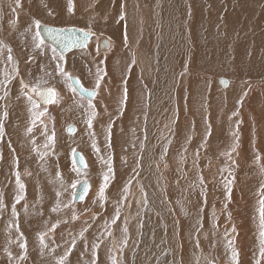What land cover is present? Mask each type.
Returning <instances> with one entry per match:
<instances>
[{
  "label": "rangeland",
  "instance_id": "obj_1",
  "mask_svg": "<svg viewBox=\"0 0 264 264\" xmlns=\"http://www.w3.org/2000/svg\"><path fill=\"white\" fill-rule=\"evenodd\" d=\"M5 1L6 0H0V24L2 23L1 19L3 20L4 24L6 23L5 25H14L15 22H18L19 19V23H16L17 27H9L10 30L13 31V33L19 32L20 26L22 24V21L20 20L22 19V16L28 11L25 8L23 10L17 9V13L15 14L18 15L16 16L11 11L12 7H14L15 5L13 6V4L11 3V5H8L7 8L6 5L8 1ZM112 1L114 0H111V2ZM135 1L136 7L139 8L138 6H142L145 0H141L143 2H141L140 0H134V3ZM151 1L152 0H149V2ZM184 1L187 2L188 16V13H193V8L191 9L190 0ZM122 2L123 1H120V4H122ZM43 4H46L44 0L43 2H41V6L38 8L39 12L41 13L42 11H40V9L45 7L43 11L49 14V10L51 9V7L47 6V4L42 6ZM120 4L119 8L117 10L115 9V11L119 14L118 19H120V14L122 11ZM73 5L76 7L78 4H74L73 2ZM109 5L111 6L105 7L104 11L101 10L100 13H98L97 11L94 13V15L91 17L94 24L106 23V19L110 17L109 15L114 14L112 13L114 12V10H112L114 9L112 7V3H110ZM240 5V0H227L223 8L216 9L215 11L213 10L214 22L216 24L220 23L223 25L224 23L222 18H232V15L229 14V9H236ZM203 6L205 9L210 8L209 10H211V6L208 2H204ZM136 7L135 9H137ZM87 9L89 10L88 3ZM123 11L127 14V11H125L124 8ZM70 13L72 16H75L74 10ZM29 15L31 14L29 13ZM26 19H33V21H28H31L32 27L27 28L28 31L27 29H25L26 31L24 30L22 32L24 35L21 37L24 38L26 35H28V37L33 43L32 38L38 30L35 28V20L33 17L27 16ZM188 19L183 20V25L181 26L179 24L178 26L180 28H177L179 33L183 32L181 28H184L186 41L190 51L193 48V44L191 42L192 23ZM38 20H40L41 23H53L49 20ZM60 23V25L66 24V26L71 25L74 27H80L85 31L89 30L90 28L94 33L97 31L92 26L84 27L81 24L79 25L75 23L63 22ZM149 23L152 24L151 19ZM247 26L248 25L245 23H242L239 26V31L241 34L245 35V29L247 28ZM1 29L3 35H5L6 41L1 39L0 37V45H2V48H5L6 50L7 61H5V54L0 55V61L2 65L9 66V69L5 70L7 74L5 72L3 74H0V92H2V95L0 93V111H2V123L10 122L11 112L13 113V108L18 106L19 104V102L14 99L16 96H12V98L6 99L4 95L6 93L9 94L10 92L22 93L21 81L29 85L28 88L23 89V96H30L29 89L31 88V86L57 87L61 92V96L59 98L60 100L56 99L58 101L56 103L63 104V98L68 97L67 101H65L71 103L73 102L74 104H76L77 109H82L83 117L78 118H81L82 120V122L81 120H79L80 123L72 117L67 118L66 116H70L72 114L76 116L77 114L75 112V108H69L66 109V112L64 111L57 115L56 120L61 123L59 127H20V125H15L19 127H12V125L10 124L9 127H4V135L0 136V199H2L3 201V206L0 207V263L2 262L3 258H7V260L5 259L3 264H58L60 257L65 256V254L68 253L66 256L65 264H92L93 260H95V264H112L113 257L116 260V264H223V261H227L228 264H230V257L224 259L220 253H207L205 255L197 253V256H199V259L201 261L196 263L194 262L196 260L193 261L189 260V258L187 259V257L185 256L187 244L185 241L182 240V238H178L176 240V243H178V251L176 250L175 254L176 256H178V258L175 256L173 257L174 253L171 249V240L170 238H168L169 235L167 236L168 232L166 231L164 224L163 226L158 224L162 215L160 211L158 212V210H156L158 214H160L158 217L156 215V211L154 212L153 210V206L149 207L148 202L150 201V198L148 199L147 195L144 194V190H142V188L139 186V183L141 182L143 176L142 172L144 173L145 171L146 176L151 174L148 168L146 170L145 165L147 164V161H152V164L156 163L157 168L161 170L159 177L162 176L160 177V180H162V186L165 189V191L163 192L164 198L167 197L166 199L170 203V208L167 207V209L169 210V212H172L171 214L175 219L174 221L176 222L175 225L177 227H179V224H186L185 221H181L179 223L180 219H182L181 217H185L188 219L192 216V213H190L189 209L191 205L189 206V203L192 202L194 204L195 200L197 201L198 205L202 204V209L204 212L209 211L210 213H213L210 204L215 201V195L212 193V191L210 193L209 189L216 182H220L221 184H223L224 181L225 183V176L229 177V179H227L226 181H232L231 193L233 195L234 193H237L235 188L241 187L240 184L242 180L244 184L247 183L244 182V180L248 181L247 184H250L249 188H252L253 191L258 193L259 195V198H256L258 202L261 198V186L264 185V130L260 131L259 122L257 120V117H255V113L252 110L253 108L248 105V101L251 97L249 95H252L250 94L251 90L257 91V89L260 88L262 91H264V82H258L256 83V86L253 87L249 81H245L246 83L244 84V86L241 85L242 91L240 92V95L234 97L231 96V100H228L226 96L222 98V100L219 102V108H221L220 111L224 113L218 111V120L220 121V123L221 121L222 123L228 121L223 127L215 126L217 118L214 120L213 118H210L211 115L208 114V111L207 113L204 112V117H201V113V115L196 116L194 120L193 115H191V118H188L187 113L186 120L184 121V119L180 117V113H178L180 107H178L177 105V100L181 101V99L178 98L176 101L173 102L171 100V95L175 94L176 99L177 97L185 96L190 91L188 89L181 91L178 87L177 89L175 88L172 91L167 90L165 93H167L168 95L163 98L164 102L162 103L161 107L164 109L170 108L169 114L173 116L172 127H170L171 132L167 134V137H170L167 142L168 144L165 147L168 148L167 153L163 154L165 148H154V157L152 156V158L149 159V152H147V148H149V143L148 134H146V127H148L147 117L148 110H150L151 98L154 97L155 93V77H151V74L148 78L145 76L141 77L140 63L137 60V57L132 56L131 54L126 55L125 59L128 58L126 60L127 63L124 62L123 64L125 65V68L123 65L120 67L119 73H117L115 69L111 73L109 68L107 67L108 65L106 63V60H104L103 63H100V61H98L97 59L100 56L106 54L107 52H110L114 47V40L110 36L109 31H102L103 33L97 31L98 33L96 32L95 35H93L97 38L99 36L102 37L104 35L105 37L110 39L112 44L110 45L109 49H100L97 41L96 49L98 51L97 54L99 55L95 56L94 58H87L89 52L88 50H86L87 47L72 50L67 54H62L63 60L60 61V64L65 69L67 75L60 74L59 76L54 77L55 80H52L51 83H42L40 79L38 80L34 77L36 73H40L34 71L36 67V61H33L34 56H32L35 52L33 50L38 49L34 47V44H31L28 47L29 53L19 51L17 48H23V45L19 44L22 42H17L18 44H16L15 46L13 43V39L15 40L17 38L16 35L11 33V31L9 30L11 34L10 36H8L9 31H7L6 33L5 26L1 27L0 25V31ZM142 38L143 37H141V39ZM144 38H146L145 35ZM131 48L132 47L130 46V49ZM9 49H11L10 53ZM132 49H134V47ZM143 49L144 48H142V50ZM41 52L42 51L40 50L38 51V53ZM147 53L149 55L153 54L152 62L155 65L156 59L160 58L163 55L164 50L155 53H151V50H149L147 51ZM9 54L12 56V60H8ZM51 54H53L52 51H49L48 55L51 56ZM56 54L59 56L61 53L56 49ZM81 54L86 58L79 57V55L82 56ZM128 55L130 57H127ZM134 57L135 63L133 64L132 62L134 60ZM44 59L46 61V59L49 58L45 57ZM80 60L82 62L87 63H84L85 65L82 64L84 70L77 69V67L75 66L77 65V63L80 62ZM47 62L52 64V66L57 69L56 63H54L53 60H48ZM229 63L230 65L228 67L232 69L231 61ZM27 66H29L30 69H33L32 77L34 81H31L26 78L25 69ZM115 67H117V64L115 65ZM55 68L52 69L56 70ZM97 68H100L106 71L107 73V75H105L101 80L100 86L98 88L96 87ZM14 69H18V75ZM36 69L42 70L38 67H36ZM178 69L179 67L177 66L174 75L177 74ZM188 69L189 71L185 69L180 72L178 71L177 75V79L179 76L181 77L184 74L188 77V81L185 86L186 88L188 87V85L191 84V82L198 83L203 81L208 83L209 78H211V81L214 82V85L217 88H213L212 94H215L217 91L219 93H225L227 90H230L229 88L232 85V76L230 75L232 73H230V71L222 72V74L220 75L207 73V76H205L199 68L194 71H190V68ZM47 71V68H45V70H42L41 72L46 73ZM70 74L78 76L87 88L96 89L98 91L97 95L91 99V107L88 104V101L90 99L81 96L72 86L71 81L69 79ZM46 75H48L50 78L52 77L51 73L45 74V76ZM235 75L236 74H234V76ZM58 78L61 82L56 85H51L54 84ZM219 78L228 79L229 84L226 83V86H222L219 82ZM112 80L113 82L118 81L119 86L125 84L124 86L127 88L126 102L124 104L120 103L121 100L124 98L121 92V94L119 93L120 96H117L118 101L116 103V106L114 107V110H112V105L110 104V106L108 104L109 107L107 110L108 112H110L109 114L106 113V110L98 112V110H100V107L98 106L100 104L102 105L105 103L104 98L105 95H107L108 90L107 84H109V82ZM43 81L49 80L44 79ZM132 84H136V87H138L140 90L144 89L143 94L145 92V94L142 95L141 98L139 97L140 101L136 99L137 104L135 106H133L134 103L131 104L130 102V99L132 98L129 88ZM260 89L259 91H261ZM101 92L102 94H100ZM64 95H66V97H63ZM223 104L225 105L224 107L222 106ZM22 106L23 105H21V107ZM156 107L158 111L161 112V109H159L158 104L156 105ZM250 109L252 110V112H249L251 111ZM6 112L8 114L5 117L4 114ZM237 112V115H233V113ZM93 113H95V115H93ZM250 113L254 115L252 116V114L250 115ZM246 117L247 121L245 120ZM66 118L70 119L68 123V120ZM89 119H91L92 121L91 128H89L87 124V121ZM41 120L43 122V120L45 119L41 117ZM237 121L240 122L238 125V143L233 135V133L237 131ZM220 123L218 122L219 126ZM66 124H68L69 126L74 125L76 127V130H74V132L72 133H69V131H67L68 128L66 127ZM109 124H111V147L107 146L106 141ZM181 125L185 127V134L183 133L184 138L182 137L180 140L178 139L180 138L178 136L179 134L176 133V127H180ZM209 126L211 128V132L210 136L207 135L208 139L205 142L203 137H205V135L207 134ZM149 127H156L155 137L158 138L159 136H163L162 132L164 131V126L161 124V122L159 123L155 120L154 124ZM247 127L249 128L247 129ZM29 128L32 129L31 132L28 131ZM249 129L252 131H250ZM159 131L160 133L157 135ZM188 131L194 132H190V134H188ZM241 131L242 133H240ZM83 132L84 134H82ZM191 133L192 137L189 141L188 138L191 136ZM196 134L198 136L197 144L198 141L204 142L206 143L204 147H201V145L199 144L197 146L196 142L193 143V139L196 137ZM212 134L215 135H213L215 138L212 136ZM245 134L248 136H246ZM250 135L253 137H251ZM49 136H53L52 141L48 140ZM218 136L219 138H222L221 141H219L221 138L219 139ZM247 137L249 138V140H247ZM72 139H77V141L71 142L70 140ZM212 139L216 140L215 143H217V145L214 144L213 141L210 143ZM251 139L253 141L250 144ZM246 140L249 142L246 143ZM93 142H95L96 147L99 149V152H97L92 147ZM260 142H262V145ZM220 144L222 145V147ZM215 146L216 148H212ZM234 146L236 147V151H234L233 153L232 148ZM172 148L176 149V153L174 154V157L176 159L170 155ZM210 148L216 152L212 151ZM75 151H78L84 157L87 165L85 169H81L78 167V165H76L74 161ZM183 151L185 152L183 153ZM236 152L237 154H235ZM212 153L215 154L213 155ZM226 153H230L231 159L228 155H226ZM238 153H241L243 155H240ZM109 155L111 156V165L114 171V178L109 182V186L105 190V200L101 202L98 197V190L99 186L103 183V174L107 171V164H105L104 161L101 160V157H103L104 160H107ZM244 155L247 156V159H245L246 157H244ZM253 155L255 156V158ZM181 156H185L187 159H184L185 157L181 159ZM200 158L204 161L201 162ZM184 160L186 163L184 162ZM194 161V166L196 168H192L193 165L190 164ZM233 161H235V163H233ZM239 162L242 164H240ZM246 162L248 167L245 164ZM198 164L200 165L196 166ZM216 166L217 168H215ZM249 167H251L252 169ZM217 170L218 176L215 174ZM205 171L207 172V174ZM189 172L191 173V175ZM17 173H19L21 182L25 185L24 199L20 200L18 203L15 199L18 193V186L16 184ZM177 173L180 175V177ZM243 173H245V175ZM208 174L211 175V177ZM170 176L172 177V179ZM231 176L233 177V179H230ZM176 179L178 180V182ZM195 179H198V181ZM201 179L202 181H205L201 183ZM208 179L210 180L208 181ZM249 179L252 180V182ZM83 181H88L90 183V192L83 201L74 202L72 193L75 192L76 188L78 187V184ZM72 184H76L75 189L71 187ZM198 185L202 187V190L204 189V195L201 194L202 190L201 188H199L200 186L198 187ZM126 186L127 191L124 192L123 190ZM57 192L60 193L59 197L57 196ZM185 194L190 196L188 197ZM249 194H251V192H249ZM131 195L134 196V203L132 202ZM139 195H142V199H139ZM183 195L186 196L187 199ZM188 198L190 199L188 200ZM145 201H147V203H145ZM174 201L176 203H174ZM201 201L202 203L200 204ZM131 202L132 205L130 204ZM156 202L158 201L156 200ZM101 203L103 204V206H101ZM13 205L15 206V211L17 213V215L15 216L13 215L12 211ZM54 207L57 208V211H52ZM117 208H119V219H116L115 223H112V219L115 216ZM128 213L133 214L130 219L128 218ZM73 215H75L77 218L73 219ZM256 217H258V219ZM256 217L252 218L249 229H244V227L241 228L244 230L245 233L249 232L250 236L252 237V241L249 240L250 238L248 236L245 237V245H243V248L245 249V251H247L248 255H251L250 257H248L250 264H257L258 260L260 261V264H264V258L260 256V245L258 236L260 231L259 216ZM53 224L57 226L54 230H50ZM205 224L207 227H209L207 219H205ZM17 225L19 226V231H17ZM125 227L127 228L126 233L123 231ZM84 229L87 230L84 231ZM82 231L83 237H81L80 235ZM224 232L225 231L223 230V228H221V236L216 235V238L222 239V234ZM21 233L23 234V239L21 238ZM41 233L45 234L44 242L46 246H42L40 243L39 234ZM203 236L206 237L205 234H203ZM178 237H180V234H178ZM125 238L127 239L126 246H124L123 243ZM210 238L211 235L201 241L202 245L200 247L203 251L207 252L205 245L208 242L207 240ZM73 240H75L76 242L75 247H72ZM24 241H26L27 245L26 252L24 249H21L19 247V244ZM93 243H98L100 245L99 248L95 250V257L93 256ZM69 249H71L70 252H68ZM198 250L200 249L198 248ZM226 253H228L230 256V252ZM21 256H26V259H21ZM241 259L242 257H239V261H241Z\"/></svg>",
  "mask_w": 264,
  "mask_h": 264
},
{
  "label": "bare ground",
  "instance_id": "obj_2",
  "mask_svg": "<svg viewBox=\"0 0 264 264\" xmlns=\"http://www.w3.org/2000/svg\"><path fill=\"white\" fill-rule=\"evenodd\" d=\"M6 1H8L7 5H6L7 8H8V5H11V3L14 6L13 0H6ZM21 1H22L21 2L22 8H20V9L23 10L25 8L27 11L30 10L34 13H40L38 8L41 6V2H43V0H30V1L21 0ZM120 1H123L122 4L124 5V10L127 11V14L124 13V11H123L124 16H125L124 20L118 19L119 14L115 11V9L117 10L119 8ZM190 1H191L190 6H191V9L193 8V13H191V14L188 13V16H187V9H188L187 2L184 0H152L151 2H149V0H145L144 2L141 1V2H143V4H142V6H138L139 8L136 7V1L134 3V0H114L112 2H111V0H73L74 4H78L76 7L74 6V9H73L75 12V16L71 15L69 8H68V1L67 0H44V2H46L47 6H50L51 9H54V8L59 9L60 14L57 18H49V17L45 16L43 14V10L45 7L40 9V11H42L41 12L42 14L40 13L41 14L40 18L45 19V20H49L50 22H59V23L60 22H63V23L74 22V23L79 24V25L81 24L84 27L92 26L93 28H95V30H97L99 32L109 31L110 36L114 40V47L112 48V50L110 52H107L103 56H100L97 60L98 61L106 60V63L108 65L107 67L109 68L111 73L113 72L114 69L117 71V73H119L120 67L128 59V58L125 59L126 55L131 54L132 56L137 57V60L140 63L141 77L145 76L148 78V77H150V74H151V77L152 76L155 77V83H154L155 93H154V97L151 98L150 110H148V117H147V119H148L147 120L148 121L147 126L148 127H146V131H147L146 134H148V143H149L148 144L149 148H147V152H149L148 153L149 159H151L153 154H154L153 153L154 148L164 149L166 147V145L168 144L167 143L168 140L170 139V137L169 138L167 137V134H169L171 132L170 127H172L173 116H171V114H169L170 108H168V109L161 108L162 103L164 102L163 98L168 95L167 93H165L167 90L172 91L173 89H175V88L177 89V87H178L181 91L185 90V89H188L190 91L185 96L177 97L176 99H175V96H176L175 94L171 95V100L173 102L176 101L178 98L181 99V101L177 100V105H178V107H180L178 113H180V117H182L184 119V121L186 120V114L187 113H188V118H191V115H193V120H194V118L196 116H200L201 113H202L201 117H204L203 114L207 113V111H208L209 112L208 114L211 115L210 118H213V120L217 118V121L215 120L216 121L215 126L216 127H223L228 121H226L227 120L226 118H225L226 122H224V123H222V121L220 123V121L218 120V111L222 112V111H220L221 108H219L220 107L219 102L222 100V98L224 96H226L228 100H231V96L234 97V96L240 95V92L242 91L241 85L244 86V84L247 81H249L253 87H255L256 83H258V82H261V83L264 82V0H240V2H241L240 6H238L236 9H233V8L229 9V14L232 15V18L231 19H225V17L222 18L223 23H224L223 25L220 23L216 24L214 22L213 10L215 11L216 9L223 8L225 3L227 2V0H190ZM204 2H208L210 4L211 10H209L210 8H208V9L204 8V6H203ZM87 3H88L89 10L87 9ZM110 3H112V5H113L112 7L114 9H112V10H114V12H112V13H114V14L109 15L110 17H108V19L105 18L107 20L106 23L94 24V22L92 21V18H91L94 15V13L96 11L98 13H100L101 10L104 11L105 7L111 6V5H109ZM126 3H127V7H126ZM46 4H43L42 6H44ZM122 4H120V5H122ZM135 7L137 9H135ZM9 11H10V9H9ZM71 12H73V11H71ZM105 12H106V10H105ZM191 12H192V10H191ZM109 14H111V13H109ZM134 14H135V16H134ZM28 15H29V13H28ZM107 15H108V12H107ZM107 15H106V17H107ZM29 16L33 17L34 20L39 19V17H37L33 14H31ZM26 17H24L20 20V21H22V24L20 23L21 24V26H20L21 32L19 30V32L13 33V31H11L9 28L10 26L17 27V24L19 23V19H18V22H15L16 20L13 21V22H15L14 25H10L8 23H7L8 25H5L6 23L4 24L3 20L1 19L2 23L0 25H3L6 27V33H7V31L10 30L11 33L16 35L17 38L15 40L13 39V41H14V42L12 41L13 43L18 44L19 42H22L23 44L22 43H19V44L23 45V47H26L28 49V47L31 44H33L31 39L28 37V35H26L24 38L21 37L24 35L22 32L25 29L30 28V26L28 24H26L29 21L26 19ZM188 18H190V19H188ZM150 19L152 21V24L149 23ZM185 19H188L192 23V26H191V42L193 44V48L190 51H189V47H188V44L186 41L184 28L183 27L181 28L183 32H180V33L178 32V28H177V27H179L178 26L179 24L181 26L183 25V20H185ZM242 23H245L248 25L247 28L245 29V32H246L245 35L241 34L239 31V26ZM171 29H172V32H171ZM10 31L8 32L9 33L8 36H10V34H11ZM27 31H28V29H27ZM125 33L127 34V46H125ZM144 35L146 36V38H144ZM0 36H3V35H1V33H0ZM100 37L101 36H99L98 38L96 36H92L90 42L87 44L86 50L89 51L87 58H94L95 56L99 55V54H97L98 51L96 49V45H97L96 43ZM141 37H143V38L141 39ZM109 41H110V39H109ZM111 44H112V42H111ZM130 46L132 48L134 47V49H132V48L130 49ZM142 48H144L145 50L144 49L142 50ZM149 50H151V53H155V52L164 50L163 55L160 58L156 59V61H155L156 67L152 62L153 54L149 55L147 53V51H149ZM34 51H37V50H34ZM108 55H110V56H108ZM79 57H84V56L79 55ZM127 57H130V56L128 55ZM135 57H134V60H135ZM84 58H86V57H84ZM230 61L232 64L231 65L232 69H230L228 67L230 65V63H229ZM84 63H86V62H82L80 60V62L77 63V69L84 70L83 65H82ZM116 64H117V67H115ZM123 66L125 68V65H123ZM177 66L179 67V69H178L179 72L183 71L184 69L189 71L188 68H190V71H194V70L199 68V69H201V71L204 73L205 76H207L206 75L207 73L220 75V74H222V72H229L230 71V73H232V74H230L232 76V77L230 76L232 78V85L229 88L230 90H227V91L225 90L226 91L225 93H219L217 91L215 94H212L213 88L214 87H215V89H217V88L214 85V82L211 81V78H209L208 83L203 82V81L198 82V83L191 82V84L188 85V87L186 88L185 86L187 84L188 77L184 74L181 77L179 76L180 79H179V77L177 79L178 71H177V74L174 75L176 72ZM43 68H44V65H43ZM34 71L38 72V70L36 68ZM40 71H42V70H40ZM38 74H40V73H36V75H38ZM234 74H236V75L234 76ZM34 75H35V73H34ZM221 79H225L227 81V84H229L228 79L219 78V82ZM124 85L125 84H122L121 86H119L118 81L113 82V80L110 81L109 84H107L108 90H107V95H105V98H104L105 103L102 105L100 104L98 106V107H100V110H98V112L106 110V113L109 114L110 112H108L107 109H108L110 104L112 105V106L110 105L113 108L112 110H114V107L116 106V103L118 101L117 96L119 95V93L121 94V92H122V96H123V90L125 88ZM221 85L224 86L222 83H221ZM225 86H226V84H225ZM259 89H257V91H252V90L250 91V94H252V95L248 94L249 96H251L249 101H248V103H249L248 105L251 108H253L252 110L255 113V117H257V120L259 122L260 131H263L264 130V91H262L261 89H260L261 91H259ZM139 90L140 89L138 87H136V84H132L129 88L131 98H132V99H130V102H131V104L134 103L133 106H135L137 104L136 99L139 100V97L141 98L142 95L145 94V92L143 94L144 89H141L140 91ZM100 94H102V92ZM241 94H243V93H241ZM63 97H66V95H64ZM67 99H68V97L64 98V100H67ZM57 100H58V97H57ZM68 104H70V103H68ZM157 104L159 105V109H161V112L158 111V109L156 107ZM224 104L222 105L223 107L225 106ZM252 110L249 112H252ZM75 112L77 113L76 116L72 114V115L66 116V117L67 118L72 117L73 119H76V121L81 120V118L80 119H78V118L83 117L82 116V109L79 110V108L77 109V107H76ZM111 113H113V112H111ZM222 113H224V112H222ZM251 114L252 113H250V115ZM223 115H225V114H223ZM253 115L254 114H252V116ZM247 117L245 119L246 121H247ZM255 117H254V119H255ZM67 120L69 121V119H67ZM155 120L159 123L161 122V124L164 126L163 127L164 131L162 132L163 136H159L158 138L155 137L156 127H149V126L154 124ZM81 122H82V120H81ZM218 122L220 123V126L218 125ZM79 123H80V121H79ZM248 128L249 127H247V129ZM74 130H76V127H74ZM74 130L70 131V133L74 132ZM160 131L157 133V135L160 133ZM184 131H185V127L183 125H181L180 127H176V133L179 134L178 136L180 137L178 139L181 140V138L183 137V133L185 134ZM250 131H252V130H250ZM190 132H194V131H188V134H190ZM240 133H242V131ZM82 134H84V132ZM213 135L214 134H212V136ZM243 136H241V137H243ZM246 136H248V135H246ZM191 137H192V133H191L190 138ZM251 137H253V136H251ZM209 138H211V137H209ZM218 138H219V136H218ZM197 139H198V136L196 134V137L193 139V143L196 142V144H197ZM221 140H222V138L219 141H221ZM247 140H249V138ZM247 140L245 141L246 143L249 142ZM70 141L76 142L77 139H72ZM212 141L214 144L217 145V143H215L216 140L212 139L210 141V143ZM250 141H251L250 142V144H251L253 140L251 139ZM182 142H183V139H182ZM260 143L262 145V142H260ZM187 144H189V143H187ZM198 144L199 145H201V144L205 145L206 143L198 141ZM198 144H197V146H198ZM254 146H255V143H254ZM221 147H222V145H221ZM246 147H247V145H246ZM212 148H216V146L212 147ZM260 148H262V147H260ZM166 149H168V148H166ZM252 149H254V148H252ZM211 150L214 151L213 149H211ZM185 151H187V150H185ZM185 151H183V153ZM208 151H210V150H208ZM214 152H216V151H214ZM237 152L235 154H237ZM175 153H176V149L172 148L170 155L174 157ZM238 154L243 155L244 153L243 154L238 153ZM256 154H258V153H256ZM184 157L185 156H181V159ZM244 157H246L245 159H247V156L244 155ZM254 158H255V156H254ZM184 159H187V158L185 157ZM200 161L202 162L204 160H201V158H200ZM157 162H158V160H157ZM184 162H185V160H184ZM242 162H243V159H242ZM164 164H166V163H164ZM190 164L193 165L192 168H196L194 166V162H192ZM240 164H242V163H240ZM245 164L247 165V162ZM199 165L200 164H198L196 166H199ZM145 166H146V170L148 168V170H150L151 174L146 176L145 171H144V173L142 172L143 176H142L141 182L139 183V186L142 188V190H144V194L147 195V198L148 199L150 198V201L148 202L149 207L153 206L154 212L156 210H158V212L160 211V213L162 215L160 217V221L158 222V224L161 226H163V224H164L165 229L168 232L167 236L169 235L168 238H170V240H171V249L174 253L173 257L175 256L178 258V256H176V254H175L176 250L178 251V249H177L178 243H176V240L178 238H182V240L185 241L187 244L186 245L187 250L185 253V256L187 257V259L189 258V260H193V261L196 260V261H194L196 263V262L201 261L199 259V256H197V253L204 254V255L207 253H210V254L211 253H215V254L220 253L224 259H226L227 257H230L229 262H230V264H233L232 259H231V256H232L231 249L228 247L229 240H233L234 241L233 246L239 251V257H242L241 261H239L240 264H250L248 257H250L251 255L247 254V251H245V249L243 248V245H245V237L246 236H248L250 238L249 240H251V241H252V237L250 236L249 232L245 233L244 230L241 228L244 227V229H249L252 218L259 216V214H258L259 204H258L257 199H256V198H259V195H258V193L254 192L252 188H249L250 184H247L248 181L244 180V182H247L246 184L243 183V180L241 181V184H240L241 187L235 188L237 193L235 194L234 191H233L234 195L231 193L230 201L227 199V193H226V189L224 187V181H223V184H221L220 182H216V183L213 182L214 184L209 189V192L211 193V191H212V193L215 195V199H214L215 201H213L210 204V207H212L213 213H210L209 211H205V212L203 210L201 211L202 201L200 202L201 205H198L197 201L195 200L194 201L195 206L192 202L189 201L190 203H192V204L189 203V206L191 205V207L189 209H190V213H192V216L189 217L188 219L185 217H181L182 219H180L179 223L181 221H185L186 224H182V225L179 224L178 225L179 227L181 225V227L179 228L175 225L176 222L174 221L175 219L173 218V216L171 214L172 212H169V210L167 209V207L170 208V203L166 199L167 197L164 198V195H163V192L165 191V189L162 186V180H160V177H162V176L159 177L161 170L159 168H157L156 163L152 164V161H147V164ZM149 166H151V167H149ZM165 167H166V165H165ZM247 167H248V165H247ZM247 167H246V170H247ZM215 168H217V166ZM249 168H251V167H249ZM218 170L215 172L216 175L218 173ZM196 171H198V170H196ZM241 171H243V170H241ZM248 171H249V169H248ZM147 173H149V172H147ZM213 173H214V171H213ZM197 174H198V172H197ZM206 174H207V172H206ZM243 174L245 175V173H243ZM190 175H191V173H190ZM223 175H224V172H223ZM228 175H229V173H228ZM248 175H249V173H248ZM209 176L211 177V175H209ZM179 177H180V175H179ZM214 177H215V175H214ZM174 178H176V177H174ZM171 179H172V177H171ZM227 179H229V177L225 176L224 177L225 182ZM230 179H233V177L231 176ZM195 180L198 181V179H195ZM209 180L210 179H208V181ZM250 181L252 182V180H250ZM177 182H178V180H177ZM182 182H184V181H182ZM192 184H194V183H192ZM256 184H257V182H256ZM256 184H254V185H256ZM179 185H180V183H179ZM184 185H185V183H184ZM183 186H182V188H183ZM199 186L200 185H198V187ZM90 187L91 186L89 184V192H90ZM180 187H181V185H180ZM186 187H188V186H186ZM196 187H197V185H196ZM199 188H201V190H202L201 186ZM259 189H261V188H259ZM89 192H88V194H89ZM249 192H251V194H249ZM132 195H133V193H132ZM180 195H181V192H180ZM185 195L188 196L187 194H185ZM186 196H184V197L186 198ZM192 198H193V195H192ZM139 199H142V195L141 196L139 195ZM189 199L190 198H188V200ZM156 200L158 202H156ZM132 202L134 203V196H132ZM132 202L130 203L131 205H132ZM174 203H176V202L174 201ZM225 204H227V208H225ZM158 212L156 211V215L159 217L160 214H158ZM174 212H176V211H174ZM229 213H230V218H229ZM128 214H129L128 218L130 219L133 216V214H131V213H128ZM256 218L258 219V217H256ZM157 219H159V218H157ZM205 219H207L209 227L206 226ZM165 222H166V224H165ZM256 223H258V222H256ZM233 225L235 226V232L232 231ZM255 226H257V225H255ZM221 228H223V230L225 232L222 234V239H217L216 235H220ZM178 234H180V237H178ZM203 234H205L206 237H204ZM145 235H146V233H145ZM209 235H211V238L207 240L208 242L206 241L207 242V244L205 245V248L207 250V252H206V251H203L200 246L202 245L201 241L203 239L207 238ZM198 248L200 250H198ZM243 249H244V252H243ZM226 252H230V256ZM240 255H242V256H240ZM163 258H165V257H163ZM258 262L260 264L259 260H258ZM222 263L228 264L227 261H223Z\"/></svg>",
  "mask_w": 264,
  "mask_h": 264
},
{
  "label": "snow or ice",
  "instance_id": "obj_3",
  "mask_svg": "<svg viewBox=\"0 0 264 264\" xmlns=\"http://www.w3.org/2000/svg\"><path fill=\"white\" fill-rule=\"evenodd\" d=\"M13 3H14L15 6L12 7L11 11L15 14V13H17V9L22 8V4H21V0H13ZM68 8H69L70 12L73 11V9H74L73 0H68ZM123 8H124V5L122 4L121 5L122 11H121V14H120V20H124L125 19V16H124V13H123ZM34 23H35V28L36 29L41 28L42 25H41V21L40 20H35ZM44 32L46 33L47 37L54 44L58 45L62 49V51H67V50H69L71 48H77V47L83 48L88 43L90 38L95 34L90 28H89V30H86V31L85 30H79V34H78V29L76 27H47V26H45L44 27ZM32 39H33L34 47L36 49H41L42 50L41 54H43L44 40L41 37L40 32L37 31ZM103 46H104L105 49H107L109 47V43H108L107 40L103 42ZM125 46H127V34L126 33H125ZM10 52H11V49H9V53ZM52 53H53V55H52L51 59L56 61L57 71L61 75H67V73L65 72V69L60 64V61L63 60L62 53L58 56L56 54V49L55 48L52 49ZM8 60H12V56L10 54L8 56ZM103 62H104L103 60L100 61V63H103ZM132 63L134 64L135 60H133ZM14 70L16 71V73L18 75L19 74L18 69H14ZM129 70H130V67H129ZM96 75H97L96 87L98 88L100 86L101 80L103 79V77L105 75H107V73H106V71H104V70H102L100 68H97ZM69 79H72V77L69 76ZM222 82L225 83V84L227 83V81H222ZM21 83H22L21 92L23 93V89L28 88L29 85L27 83H24L23 81H21ZM73 83L74 84H78L79 81L74 80ZM33 91L35 92L36 96L39 97V99L44 102L45 105L55 102L56 93H55V91L52 88H47L45 90H41L39 87H33ZM81 92L82 93L86 92L88 97H93V96L97 95V93L95 91H86L85 89H81ZM123 97L124 98L120 102L121 104H124L126 102V99H127V88L126 87L123 90ZM28 99L31 102L33 109H36L35 111H33V117H34L33 123H35V120L39 119L41 116H43L45 114V112L47 111V109H44L43 111L39 110V105L37 104L36 100H34L32 97H28ZM88 104H89L90 107L92 106L91 99L88 101ZM237 114H238V112L237 113H233V115H237ZM4 115L6 117L7 113H5ZM93 115H95V113H93ZM239 123L240 122L237 121V131H235L233 133L237 143L239 141V131H238ZM87 124H88L89 128L92 127L91 119H89L87 121ZM28 131L31 132L32 129L29 128ZM210 132H211V128L209 126L208 132H207V134L204 137L205 142L207 140V135H210ZM3 135H4V125H3L2 121H0V136H3ZM53 136H54V133H53ZM53 136H49L48 140L52 141L53 140ZM188 139L190 141L191 138L189 137ZM106 141H107V146L111 147V124L108 125V135L106 136ZM169 143H170V141H169ZM203 146L204 145L201 144V147H203ZM46 147H47V145H46ZM92 147L97 152H99V149L96 147L95 142H93ZM232 151L233 152L236 151V147L235 146L232 148ZM166 153H167V149L165 148L164 149V154H166ZM226 155H228L229 158L231 159L230 153H226ZM197 158H198V155H197ZM101 160H103L104 163L107 164V171L103 174V183L99 186V190H98L99 200L101 202H103L105 200V190L108 188L109 182L114 178V171H113V168H112V165H111V156L110 155H109L107 160H104L103 157H101ZM80 163L81 164L84 163V157L83 156L80 157ZM194 163H195V161H194ZM233 163H235V161H233ZM201 183H203L202 179H201ZM16 184L18 186V193H17L15 199H16V202L18 203L20 200L24 199V193H25V185L21 182L19 173L16 174ZM231 185H232V181H226L224 183V187H225L226 193H227V199L229 201L231 199V191H232ZM71 187L73 189H75L76 188V184H72ZM261 188H262L261 198L258 201V204H259V208H258V212H259V229H260V231H259V245H260V256L262 258H264V185H262ZM88 191H89V185L87 184V182H85L84 187H83V192H81L80 196H79V199L81 201H83L85 199V195L87 194ZM123 191L124 192L127 191V186L125 187V189ZM201 194L204 195L203 190H202ZM59 195H60V193L57 192V196L58 197H59ZM72 195H73V198H74L76 193L73 192ZM94 203H95V201H94ZM145 203H147V201H145ZM2 206H3V201H2V199H0V207H2ZM101 206H103L102 203H101ZM225 208H227V204H225ZM202 210L203 209H201V211ZM12 211H13V215L14 216L17 215L14 205H13ZM52 211H57V208L54 207L52 209ZM76 218L77 217L75 215H73V219H76ZM229 218H230V213H229ZM116 219H119V208H117V210H116L115 216L112 219V223H115ZM56 226L57 225L53 224L52 228L50 230H54ZM86 230L87 229H84V231H86ZM17 231H19V226L18 225H17ZM123 231L126 233L127 232V228L125 227L123 229ZM232 231L235 232V226L234 225H233ZM109 234H111V233H109ZM20 235H21V238L23 239V234L21 233ZM80 235H81V237H83V231L80 233ZM101 235H103V234H101ZM44 236H45L44 233L39 234L40 243H41L42 246H46L45 242H44ZM75 243H76L75 240H73L72 241V247H75ZM123 243H124V246H126V244H127V239L126 238L124 239ZM233 243H234L233 240H229V242H228V247L231 249V253H232L231 259H232L233 264H240V262H239V252L233 246ZM99 246L100 245L98 243H93V245H92L93 256L94 257H95V254H96L95 250L97 248H99ZM19 247L21 249H24L25 252H26V248H27L26 241L21 242L19 244ZM86 247H87V245H86ZM70 251H71V249L68 250V252H70ZM67 254L68 253H66L65 256L60 257L58 264H65V260H66ZM21 259H26V256H21ZM92 264H95V260H93ZM112 264H116V260H115L114 257L112 258ZM257 264H259V262H257Z\"/></svg>",
  "mask_w": 264,
  "mask_h": 264
},
{
  "label": "crops",
  "instance_id": "obj_4",
  "mask_svg": "<svg viewBox=\"0 0 264 264\" xmlns=\"http://www.w3.org/2000/svg\"><path fill=\"white\" fill-rule=\"evenodd\" d=\"M49 11L51 13H53V14H50V12L48 14L47 12L43 11V14L45 16L49 17V18H57L59 16V14H60L59 9H57V8L50 9ZM28 12L30 14H33V15L39 17V19H41L40 18V16H41L40 13H34V12L30 11V10H28ZM27 15H28L27 13L24 14L22 16V18H24ZM28 20H31V19H28ZM35 20H38V19H35ZM32 21H33V19H32ZM67 23H74V22H67ZM26 24H28L30 27H32L31 22H27ZM44 24H46V25H52V26H56V27H74V26H71V25L70 26H66V24L60 25L61 23H59V22H53V23L46 22V23H41V25H44ZM1 27H4V26L1 25ZM0 33H1V35H3L2 30H1ZM0 37H1V39H3V40L6 41L4 35L3 36H0ZM14 45L16 46L15 43H14ZM53 48L54 47L52 45H50V43H47L44 40L43 54H41L42 52L41 53H38L39 50L42 51L41 49H38L32 55V56H34L33 61H36V67H38L39 69H42V70H45V68H47V70H48L46 73L43 72L44 74L40 70H38V72L40 71V74L35 75V76L33 75L36 79H38V80L40 79L42 83H51L52 80H55L54 77H57V76L60 75V73L57 71V69L54 66H52V64H50L49 62H47L48 60L49 61H52L51 57H52L53 54H51V56H50V55H48V52L49 51H52ZM17 49L19 51H21V52H27V53H29L28 52V49L26 47L17 48ZM3 54L6 55V50H5V48H2V45H0V55H3ZM45 57L46 58L48 57L49 59H46L47 61H45V59H44ZM5 61H7V55H6ZM54 63H56V61H54ZM43 65H44V68H43ZM75 66L77 67V65H75ZM52 68H55L56 70H53ZM6 69H9V66L8 65H2L1 64V61H0V74H3ZM26 70H27V72H26ZM32 70L33 69H30L29 66H27L26 69H25V74H26V78L27 79H29L31 81H34V79L32 77ZM66 70H68V69H66ZM49 73H51V76H52L50 79H49L48 75L45 76V74H49ZM70 75H72V74H70ZM44 79H47L49 81H43ZM24 80H25V78H24ZM59 82H61V81H59V78H58L56 80V82L54 84H51V85H56ZM33 87L34 86H31V88L29 89V92H30V96L34 99V97L32 96ZM38 87H50V86H38ZM52 87L56 90L58 100H60L59 99L60 96H61L60 90L57 87H55V86H52ZM0 93L2 95V92H0ZM21 95H22V93H19V92H10L9 94L6 93L4 95L6 99L7 98L8 99L9 98H12V96H16L14 99H16L19 102L18 106H16V107L13 108V113L11 112V120H10V122L3 123L4 127H9V124L12 125V127H19V126H15V125H20V127H59L61 123L56 120L57 115L60 114V113H62V112H64V111L66 112V109L76 108V104H74L73 102L72 103L71 102H66L67 100L65 101L64 98H63V104H59V103L57 104L56 102H58V101L56 100L55 102H53V103H51V104H49L47 106L41 105L38 101H36L37 104L39 105V110L43 111L44 109H47V111L45 112L44 116H41V117H43V119H45V120H43V122H42L41 117H40L39 119H36L35 120V123H33V120H34L33 111H35L36 109H33L32 104H31V102L28 99V97H30V96H27V95L26 96H23V95L21 96ZM34 100H36V99H34ZM68 103H70V104H68ZM21 105H23V106L21 107ZM7 107H8V104H7ZM1 114H2V111H0V121H1ZM68 122L69 121H67V123ZM68 126L69 125L66 124V127H68ZM74 161H75V158H74ZM83 169H85V168H83ZM5 259L7 260V258H3V260H2V262L0 264H3L4 261H5Z\"/></svg>",
  "mask_w": 264,
  "mask_h": 264
},
{
  "label": "water",
  "instance_id": "obj_5",
  "mask_svg": "<svg viewBox=\"0 0 264 264\" xmlns=\"http://www.w3.org/2000/svg\"><path fill=\"white\" fill-rule=\"evenodd\" d=\"M45 26H47V27H56V26H52V25H46V24H44V25H42L41 26V28H39L38 29V31L40 32V34H41V37L46 41V42H48V43H50L54 48H56L60 53H62V54H67L68 52H70V51H72V50H76V49H81V48H79V47H77V48H71V49H69V50H67V51H62V49L58 46V45H56V44H54L48 37H47V35H46V33L44 32V27ZM77 29H78V34H79V30H84V29H81V28H79V27H76ZM92 38V37H91ZM91 38H90V40H91ZM90 40L88 41V43L90 42ZM108 41V43H109V47L107 48V49H109L110 48V45H111V42L109 41V39L107 38V37H105V36H102V37H100L99 38V40H98V46H99V48L100 49H103V50H107V49H105L104 48V46H103V42L104 41ZM87 43V44H88ZM87 44L83 47V48H85L86 46H87ZM71 77H72V79H70V81H71V84H72V86L75 88V90L81 95V96H83V97H86L87 99H92V98H94L95 96H93V97H88L87 96V94H86V92H81V89H85L86 91H95L96 93H97V90L96 89H90V88H86V86L82 83V81H81V79L78 77V76H76V75H74V74H72V75H70ZM74 80H77V81H79V83L78 84H74L73 83V81ZM222 81H226L225 79H221L220 80V82L223 84V85H225V83H223ZM41 90H45V89H47V88H52L54 91H55V93H56V96H55V101H56V99H57V92H56V90L53 88V87H39ZM32 96L41 104V105H44V106H47V105H49V104H47V105H45L44 104V102L42 101V100H40L39 99V97H37L36 96V94H35V92L34 91H32ZM51 104V103H50ZM74 127L75 126H73V125H70L69 127H68V131L70 132V131H72V130H74ZM82 155L78 152V151H75L74 152V158H75V162H76V164L78 165V167L79 168H86L87 167V165H86V161H85V159H84V163L83 164H81L80 163V157H81ZM85 182H87V184L89 183L88 181H83V182H81V183H79L78 184V187L76 188V190H75V193H76V195H75V197H74V202H79V201H81L80 199H79V196H80V193L81 192H83V187H84V184H85ZM90 184V183H89ZM88 184V185H89ZM89 192V191H88ZM88 192H87V194H88ZM85 195V198L88 196V195Z\"/></svg>",
  "mask_w": 264,
  "mask_h": 264
}]
</instances>
